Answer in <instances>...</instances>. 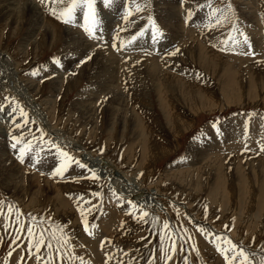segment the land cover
<instances>
[{"label": "rangeland", "instance_id": "374dc122", "mask_svg": "<svg viewBox=\"0 0 264 264\" xmlns=\"http://www.w3.org/2000/svg\"><path fill=\"white\" fill-rule=\"evenodd\" d=\"M16 1L17 7L5 10L0 0V54L12 63L15 80L33 84L30 98L51 123L45 129L35 108L30 111L20 90L0 72V131L8 140L6 156L24 176L20 191L7 190L0 178V264H225L217 251V246L227 247L220 236L259 264L264 259V61H236L229 63L231 69L217 59L209 69L217 70L212 75L184 53L188 49L178 39L182 29L187 33L193 28L196 40L225 58L236 56L228 45L237 39L252 52L264 53V0H109L107 5L93 0L96 38L84 31L83 0H75L74 14L66 17L69 23L58 17L73 0ZM32 2L41 11V23L26 11ZM214 8L229 19L214 16ZM71 29L100 51V63L91 57L79 64L84 54H77L76 40L67 43ZM153 61L159 68L156 80L146 72ZM106 66L117 75L106 73ZM170 73L202 88L205 103L194 107L182 100L181 90L167 81ZM108 84L110 89H104ZM51 127L60 131L54 135H67L93 157L113 161L141 184L145 197H124L126 191L89 165L99 177L94 180L75 163H85L74 151L77 146L61 145L49 135ZM53 145L74 159L66 161ZM62 166L63 175H57ZM143 212L149 216L141 220ZM25 224L33 227L36 238L43 231L45 244L39 252L29 250ZM162 248L170 260L162 258Z\"/></svg>", "mask_w": 264, "mask_h": 264}, {"label": "bare ground", "instance_id": "6f19581e", "mask_svg": "<svg viewBox=\"0 0 264 264\" xmlns=\"http://www.w3.org/2000/svg\"><path fill=\"white\" fill-rule=\"evenodd\" d=\"M6 7L4 8L6 10L9 9L10 7H17L18 3L16 0H4ZM20 2V1H19ZM253 5V3H252ZM22 6V5H21ZM246 7V6H245ZM19 9V8H18ZM249 9V8H247ZM245 10V9H244ZM2 11V10H1ZM26 11L27 13L32 16V19L35 18L39 23L40 22V16L42 17V15L40 14V10L38 8V5H34L33 2L30 4H27L26 7ZM8 12V11H7ZM19 12H21L22 14V10ZM250 12V11H249ZM248 13V12H247ZM251 13V12H250ZM26 14V15H28ZM174 15V14H173ZM251 15V14H250ZM22 17V16H21ZM172 17L171 19H177V15L175 16H170ZM6 18V17H5ZM31 18V17H30ZM248 18V17H247ZM16 19V18H15ZM46 20V19H45ZM17 21V20H16ZM21 21V20H20ZM32 21V20H31ZM36 21V22H37ZM44 21V20H43ZM35 22V23H36ZM37 22V23H38ZM253 22V21H251ZM250 24H254L251 23ZM22 24V23H21ZM15 25V24H14ZM17 27L19 24H16ZM26 25V24H25ZM13 26V25H12ZM21 27V26H20ZM39 26H35L34 30L39 29ZM182 27V25H181ZM180 27V28H181ZM32 29V28H31ZM128 30V29H127ZM175 30V29H174ZM192 30H194L193 28L190 29L187 33H185L184 29H182V34L179 36L178 39V45L182 46L181 48H185L187 47L188 51L184 52L187 56H191V58L193 60H195L196 62L199 63V66H201L202 70L206 71L207 73H210L212 75H215V73L217 72V70H212L210 71V67H215L217 66V61H221L223 60L224 63H235L236 61H242V62H251L253 61V59L259 60L261 59V61H264L263 57H264V53L263 51L260 54V51L256 50L254 52H252V49L248 46H246L244 44L243 41L237 39L234 40L236 41V43L234 44L233 41L231 44L228 45L230 51L232 53H234L236 56H227V57H231V58H225L223 56L218 55L217 53H215L214 51H212L211 47L208 46V44L206 42H199L198 40H196L193 35L191 34ZM181 31V30H180ZM128 32V31H127ZM177 33V32H176ZM31 34V33H30ZM186 34L187 35V40L184 42L183 40V35ZM127 35V34H126ZM31 37V36H30ZM75 40L77 41V46H75L76 50H78V55L82 56L84 54V56L87 54L90 50H93V54H91V57H93L92 59L95 61V63H100L101 61L97 59V55L100 51H98V53L96 51H94V47L92 44L88 43L87 41H83L81 40V37H79L74 30L71 29V32L67 35V43H71L72 41L75 42ZM85 40V39H84ZM98 47V46H97ZM151 47V46H150ZM71 48V47H70ZM74 48V49H75ZM91 48V49H90ZM145 48V47H144ZM73 50V49H72ZM252 52V53H251ZM257 54H256V53ZM91 53V51L89 52ZM208 55H205L207 54ZM101 54V53H100ZM142 54V53H141ZM76 56V55H75ZM103 58V55H100ZM132 56V54H131ZM226 56V55H225ZM263 56V57H262ZM130 57V56H129ZM215 60V64L213 63V58ZM233 58V59H232ZM101 59V57H100ZM153 59V58H152ZM159 59V58H158ZM191 59V60H192ZM219 59V60H217ZM102 60V59H101ZM125 60V59H124ZM192 60V61H193ZM156 61H158L156 59ZM195 61L193 63H195ZM241 62V63H242ZM146 63V62H145ZM148 63V62H147ZM151 63V62H150ZM154 63V61L152 62ZM221 63V62H220ZM111 64V63H109ZM125 64V63H124ZM229 64L230 67H232L231 69H233V65ZM12 65V63L6 59L4 57V55L0 54V72L3 75V80H9V82L14 83L13 88L16 90H20V92L22 93V98L26 101V104L28 105L27 107H29L32 111L35 108V112H37V116L42 123V125H44L45 129L49 128V125L51 123L50 121V117L46 114H44L42 110H38V106H34L32 100L30 97L32 96V92L34 91V87L33 84L31 83H24L21 84L19 83V80L16 77V80L14 79L15 77V73L16 71H12L10 66ZM97 65V64H96ZM87 66V65H86ZM105 66V65H104ZM142 66V65H141ZM171 66V65H170ZM209 66V67H207ZM218 66H220L222 69H224L221 64H219ZM224 66V65H223ZM135 67V66H134ZM146 67V66H145ZM103 68V67H101ZM104 71H106V73L108 72L110 75L111 74H116V71L114 68H111L113 71H111L108 66H106L105 68H103ZM146 69V68H145ZM159 68L157 67V62L154 63V67L152 69L147 70L146 72L148 73V75L150 77L153 78V80H156L159 75ZM226 69V68H225ZM101 70V69H100ZM131 72L135 69H130ZM137 70V69H136ZM158 70V72H157ZM223 71V70H222ZM58 72V71H57ZM60 72V71H59ZM227 73V70L225 71ZM103 74V72H101ZM137 73V72H136ZM117 75V74H116ZM17 76V75H16ZM113 77V75H111ZM110 76V78H112ZM119 76V75H118ZM127 76V75H126ZM211 76V75H210ZM226 76L224 75L222 76L220 79L221 80H226ZM104 77V76H103ZM107 77V76H106ZM109 77V76H108ZM115 77V76H114ZM167 81L169 82V80H171L172 83V88H179L182 92V94L184 95L185 98H183L182 100H188L191 104H193L192 106H202V104L205 103V92L204 90H201L202 88L197 87L195 85H192L190 83H188V81L186 80L185 76L182 75H177V74H169L168 76H166ZM58 79V78H57ZM116 79V78H115ZM104 81V80H103ZM102 82V81H101ZM108 82V81H107ZM114 82V81H113ZM111 82V83H113ZM227 82V81H226ZM35 83V82H34ZM106 84V82H105ZM106 86V85H105ZM60 87V86H59ZM110 85L108 84V86L104 87L105 88H109L110 89ZM9 88V87H8ZM200 88V89H199ZM229 88V87H228ZM119 94L124 95L121 91H119ZM34 98V97H33ZM187 102V101H186ZM34 106V107H33ZM192 108V107H191ZM50 110V109H49ZM118 109H115V112H118ZM173 111V110H172ZM33 112V111H32ZM49 112V111H48ZM34 113V112H33ZM168 114V113H167ZM35 115V114H34ZM54 117V116H53ZM169 117V116H168ZM239 124V123H238ZM137 127V126H136ZM49 135L54 136L55 139L59 140V143H61V145H63L64 147L66 146H71L72 145H76L77 146V150L74 149V151L76 153H78L81 157L82 160L89 166L91 167H96L98 170V176L102 177L104 176V178L109 179L110 181H113L112 184L116 186H119V188H122L121 190L126 191L127 194L125 192H122L124 197H131L133 195H139L141 196V198L145 197V193H143L144 190L141 188V184L140 183H136L134 180L128 178L126 176V174L124 172H122L121 170H118V168L116 167V165L114 164L113 161H110L106 158H102V157H93L90 153H86V150L83 149L79 144L72 142L69 140L67 135H54L55 133H60L53 130V127H51V131L48 132ZM4 132L0 131V178L1 181L3 183V185H5L7 190H13L16 189L18 191L23 190L24 189V176L23 173L20 171V167L15 163V161L12 159L11 156H6V155H10L9 152L6 153L5 150V145L8 146V140H6L7 136H4ZM10 143H11V139ZM241 157V156H240ZM103 165H102V164ZM105 163V164H104ZM94 170V169H93ZM16 172L20 175L16 176ZM16 176V177H15ZM264 183V180H263ZM132 184L134 185V187H132V189H129L128 186ZM222 189V187L220 188ZM219 189V190H220ZM120 190V191H121ZM262 192L264 193V188L262 189ZM158 196V193H153L152 199H155V197ZM210 260V259H209ZM211 262V261H210Z\"/></svg>", "mask_w": 264, "mask_h": 264}, {"label": "snow or ice", "instance_id": "6c2138e0", "mask_svg": "<svg viewBox=\"0 0 264 264\" xmlns=\"http://www.w3.org/2000/svg\"><path fill=\"white\" fill-rule=\"evenodd\" d=\"M41 2L43 3L44 0H41ZM105 4L107 5L109 3V0H104ZM83 4L85 7V11H84V21H85V25H84V31L92 38H96V33H95V26L97 24V20H96V10L94 7V3L93 0H83ZM75 0H73V4L71 6H69L64 12L60 13V16L58 18L62 19L64 23H69V19H67L66 17H71L74 14L75 11ZM211 7V5H210ZM228 10H231V4L227 5ZM138 11L140 10V8L137 9ZM213 15L215 16L217 13L221 14V17L223 19H229V17L224 16L223 12L221 9L219 8H214L213 10ZM53 14L55 15V10H53ZM221 22V20L218 18L216 20V23L219 24ZM149 23H152L151 18H149ZM153 39H155L156 37V33H157V29L156 27L153 25ZM162 35V33H161ZM241 35H243L241 33ZM100 39H102V37H100ZM136 37H133V40H135ZM245 42H247L245 40ZM233 43L235 44L236 41H233ZM113 47H115V45H113ZM179 49L176 50V52H178ZM168 55H175V52L173 53H168ZM91 59L90 55H85L80 61L79 64H84L87 60ZM5 99H8V97H5ZM2 110V109H0ZM20 112L22 116H26L27 113L24 112V109L22 107H20ZM13 112L16 111V108L12 109ZM53 147H56L57 151L59 152V154L66 160V161H72L74 158L69 156L67 152L63 151L62 149H60L58 146L53 145ZM103 151V149H101V152ZM261 151H264V147L261 148ZM23 154H24V149H21V155H20V161L21 163H23ZM75 163L79 165V167L81 169H88L91 172V176L94 180H98L99 177L96 175V173L94 171H92L91 169L88 168V165L86 163H83L81 160L76 159ZM66 166H62L61 168L57 169L56 174L57 175H63V172L65 171ZM113 195H116L115 191H113ZM119 199V197H117ZM130 203V202H129ZM135 207V206H134ZM12 208L11 206H9V213H11ZM81 215V222L83 224V229L86 233L89 232V222L84 219V212L83 210H81L80 212ZM139 218L141 220L146 219L149 216L148 212H143V213H139ZM19 216V213H17V217ZM6 222L7 223H11V220L9 217H6ZM33 219H36L35 217ZM6 223V226H7ZM16 229L19 230L20 229V225L17 221V224L15 225ZM27 230L28 233V237H29V244H28V248L29 250H31L32 247H35V249L37 250V252L40 251V248L42 245L45 244V239H44V235H43V231H41V233L39 234V238H36V234L33 232V227L31 225L25 224L24 226ZM92 227H95L94 225ZM198 230L203 232L204 229L201 228L199 225L197 226ZM169 228V224L167 221L164 222V229H168ZM210 236H215V233H209ZM163 239V237H162ZM219 239L223 242V244L227 245V247H223V246H217V251L220 252L223 255V260L225 262V264H253L252 259L250 258L249 254L241 247H239L237 244H235L231 239H227L223 236H220ZM34 241V244L31 242ZM48 247L51 248L52 245L51 243L48 244ZM171 251L175 252L176 251V245L175 243H173L171 246ZM182 247V246H181ZM161 254H162V258L167 257V259H171V256L168 255V252L165 251L163 248L161 249ZM61 257L63 256V253H60ZM62 264V261H61ZM259 264H264V259H261Z\"/></svg>", "mask_w": 264, "mask_h": 264}]
</instances>
